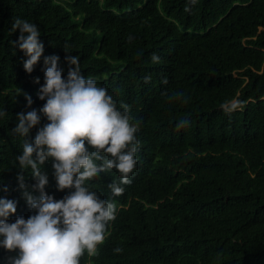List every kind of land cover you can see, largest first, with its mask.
Wrapping results in <instances>:
<instances>
[{
	"label": "trees",
	"instance_id": "1",
	"mask_svg": "<svg viewBox=\"0 0 264 264\" xmlns=\"http://www.w3.org/2000/svg\"><path fill=\"white\" fill-rule=\"evenodd\" d=\"M0 0V196L17 201L9 217L35 214L38 196L15 157L23 140L11 129L33 108L45 56H77L85 77L127 106L136 133L130 184L113 197L112 169L88 181L116 204L98 254L80 264H264V0ZM16 18L35 23L44 52L31 74L13 44ZM159 56L153 61V54ZM40 78V83L34 82ZM150 77V79H145ZM239 101L231 112L222 107ZM47 123L42 116L41 124ZM34 128L28 137L35 136ZM46 192L62 199L53 168ZM25 177V187L18 175ZM119 247L121 252L115 253ZM15 255L0 249V264Z\"/></svg>",
	"mask_w": 264,
	"mask_h": 264
},
{
	"label": "clouds",
	"instance_id": "2",
	"mask_svg": "<svg viewBox=\"0 0 264 264\" xmlns=\"http://www.w3.org/2000/svg\"><path fill=\"white\" fill-rule=\"evenodd\" d=\"M197 0H187L195 4ZM12 30H19L17 41L23 53V69L31 74L44 52L38 26L27 19L16 18ZM153 61H158L155 53ZM60 57L45 56L44 82L38 98L45 103L33 108L31 95H26L28 111L17 113L12 134L23 140L22 152L15 157L21 172L29 173L35 183L32 192H23L27 206L35 214L27 219L19 216L14 222L9 217L17 211V201L0 196V249L15 252L7 264H80L85 254L95 256L104 242L110 221L116 218V204L101 198L90 189L88 181L115 169L119 181L109 185L111 195L124 192L122 185L130 184V174L136 167L138 126L132 122L127 106L117 107L105 87L95 79L85 77L77 56L68 55L65 61L67 76L59 67ZM150 79V77L145 78ZM35 83H40L36 77ZM239 101L227 102L222 107L231 112ZM7 115L0 109V119ZM42 116L47 123L41 124ZM35 136L28 139L33 129ZM46 161L53 168L57 191L69 190L62 199L46 192L48 175L42 170ZM18 183L25 187V177L19 174ZM2 191H7L4 186ZM117 247L115 253L121 252Z\"/></svg>",
	"mask_w": 264,
	"mask_h": 264
}]
</instances>
